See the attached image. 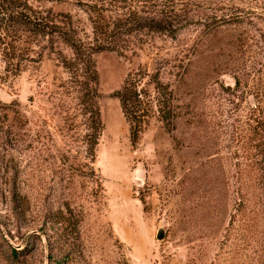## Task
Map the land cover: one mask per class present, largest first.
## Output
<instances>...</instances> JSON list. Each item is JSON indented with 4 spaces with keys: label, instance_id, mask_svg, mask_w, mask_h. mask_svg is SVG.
Wrapping results in <instances>:
<instances>
[{
    "label": "rangeland",
    "instance_id": "rangeland-1",
    "mask_svg": "<svg viewBox=\"0 0 264 264\" xmlns=\"http://www.w3.org/2000/svg\"><path fill=\"white\" fill-rule=\"evenodd\" d=\"M69 42L98 75L92 152ZM137 68L172 122L132 143ZM0 264H264V0H0Z\"/></svg>",
    "mask_w": 264,
    "mask_h": 264
},
{
    "label": "trees",
    "instance_id": "trees-1",
    "mask_svg": "<svg viewBox=\"0 0 264 264\" xmlns=\"http://www.w3.org/2000/svg\"><path fill=\"white\" fill-rule=\"evenodd\" d=\"M18 17V16H14ZM162 19L152 22L151 29L169 31L170 26ZM72 51L70 58L61 57V66L71 78L73 98L77 100L79 115L88 131L87 146L91 152L97 145L98 137L102 131L100 112L97 106L99 99L98 75L92 60V51L69 42ZM75 87V88H74ZM149 87L153 88L151 95ZM171 91L167 83L161 81L158 71L148 72L146 69L137 68L129 72L114 96L119 100L121 111L129 126V136L132 143L138 141L148 120L153 115L169 129L171 124V106L169 103ZM168 127V128H167Z\"/></svg>",
    "mask_w": 264,
    "mask_h": 264
},
{
    "label": "water",
    "instance_id": "water-1",
    "mask_svg": "<svg viewBox=\"0 0 264 264\" xmlns=\"http://www.w3.org/2000/svg\"><path fill=\"white\" fill-rule=\"evenodd\" d=\"M156 238H157V239H162V238H163V233H162V230H161V229H159V230L157 231Z\"/></svg>",
    "mask_w": 264,
    "mask_h": 264
}]
</instances>
